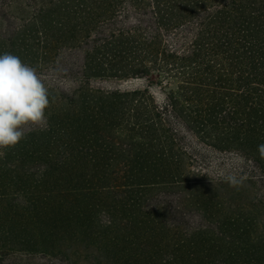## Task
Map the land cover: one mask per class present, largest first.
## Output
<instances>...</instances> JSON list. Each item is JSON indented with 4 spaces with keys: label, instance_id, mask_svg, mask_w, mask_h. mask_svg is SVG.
<instances>
[{
    "label": "trees",
    "instance_id": "obj_1",
    "mask_svg": "<svg viewBox=\"0 0 264 264\" xmlns=\"http://www.w3.org/2000/svg\"><path fill=\"white\" fill-rule=\"evenodd\" d=\"M31 1L0 54L46 78L74 53L78 78L69 89L45 81V126L0 150V254L264 264L252 220L241 229L237 214L215 231L177 217L187 205L210 216L264 179V0ZM153 76L168 88L163 103L90 84ZM203 149L236 154L258 175L208 179L194 167ZM154 192L183 195L151 205Z\"/></svg>",
    "mask_w": 264,
    "mask_h": 264
},
{
    "label": "rangeland",
    "instance_id": "obj_2",
    "mask_svg": "<svg viewBox=\"0 0 264 264\" xmlns=\"http://www.w3.org/2000/svg\"><path fill=\"white\" fill-rule=\"evenodd\" d=\"M37 3L31 0H0V38L8 36L14 28L22 25L21 20L29 19L30 11L32 9L27 7L31 5L34 7ZM65 64L62 68L50 70L47 72L48 77L43 78L44 82L48 81L52 84H62L65 89L73 86L74 80L78 78V69L73 67L76 62L74 53L64 56ZM93 86L100 87L105 90H120V91H135V90H148L151 96L157 103H163L166 99L168 88L160 83L154 76L148 78H94L91 80ZM45 126V125H44ZM43 126V127H44ZM41 126H27L25 133L30 131L39 130ZM1 150V149H0ZM197 162L194 163L195 170H201L208 179L218 180L219 178H244V177H257L258 173L253 167L244 161L243 158L233 153L216 152L211 149H203L196 153ZM251 190V194H247L245 198H240L237 201L224 200V204L219 208V211L213 210L209 215L203 214L200 210L195 209L189 205L184 207L185 216L178 214L177 217L184 218L186 226H210L215 231H219L221 224L225 218L236 217L237 214L241 217L239 227L242 229L251 225L253 221L252 231L257 232L258 236H263L259 241L264 249V179H255L253 183L246 186ZM183 194L177 193L176 195L163 196L154 192L151 205H171L176 206L181 199L178 196ZM225 198L226 196L223 195ZM217 209V208H216ZM183 209L180 211L182 213ZM238 218V217H237ZM239 219V218H238ZM238 233L233 234L231 237H240ZM248 238V237H247ZM217 239H220L217 237ZM250 239V238H249ZM226 246V245H225ZM237 247L243 246L238 241L231 246H226L228 250H235ZM1 252V251H0ZM262 263L264 262L261 261ZM0 264H112V261L106 260L105 257L95 249L84 252L79 258L74 257L72 261H68L63 256H50L41 253L29 252H14L5 247L0 254Z\"/></svg>",
    "mask_w": 264,
    "mask_h": 264
},
{
    "label": "clouds",
    "instance_id": "obj_3",
    "mask_svg": "<svg viewBox=\"0 0 264 264\" xmlns=\"http://www.w3.org/2000/svg\"><path fill=\"white\" fill-rule=\"evenodd\" d=\"M49 95L36 67L11 52L0 54V149L16 146L27 126L46 124ZM257 149L264 158V143Z\"/></svg>",
    "mask_w": 264,
    "mask_h": 264
}]
</instances>
